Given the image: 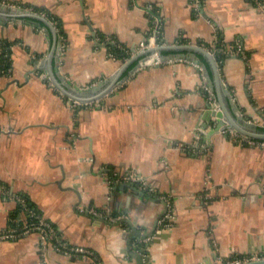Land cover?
Wrapping results in <instances>:
<instances>
[{
  "label": "crops",
  "instance_id": "crops-1",
  "mask_svg": "<svg viewBox=\"0 0 264 264\" xmlns=\"http://www.w3.org/2000/svg\"><path fill=\"white\" fill-rule=\"evenodd\" d=\"M0 2L43 9L0 7V231L27 222L25 196L61 242L93 250L103 264L264 257V139L229 120L240 126L237 113L264 124V3ZM156 23L152 49L164 61L135 71L144 53L114 49H135ZM219 40L233 47L223 61L212 52ZM95 86L110 90L70 106L64 89ZM209 106L228 122L214 134ZM127 171L153 192L124 181ZM170 205L174 225L157 233ZM0 264L92 262L31 230L0 238Z\"/></svg>",
  "mask_w": 264,
  "mask_h": 264
},
{
  "label": "built area",
  "instance_id": "built-area-1",
  "mask_svg": "<svg viewBox=\"0 0 264 264\" xmlns=\"http://www.w3.org/2000/svg\"><path fill=\"white\" fill-rule=\"evenodd\" d=\"M255 2L258 5L263 6L264 0H255ZM4 3L7 5H11L10 2H4ZM195 8L197 10V4L195 5ZM26 10L31 12L29 9H26ZM160 31H161L160 27L156 23L153 26L152 33L150 34L148 40L141 42L135 49L133 48V50H131V48L126 47L124 45H118V46L121 50L125 51L126 53L128 52L130 54L129 57H132L135 54H137L138 52H143L144 50L159 46L158 40L160 37V33H159ZM220 50L223 51L224 53L228 54L229 51L230 52L233 51V47L227 45V46H225V48L222 47ZM212 52L215 54L214 50ZM163 61L164 60H163L162 54L157 49H154L151 52L145 53L142 57L139 58L137 66L135 67L134 70L138 71V70L143 69L147 66L160 64ZM208 90H209V88H208ZM70 99L72 100V101H70V104L75 103L72 105V107H74V108L77 106H81L83 104H92L94 102V100L93 101H81L78 99H72L71 97H70ZM262 126H264V124ZM250 141L253 143L257 142V140L255 141L251 138H250ZM261 143L264 144V141H262ZM122 179L124 181H130V182L138 183L142 186V188L148 190V192H153V188L148 187L143 176L141 174H138L137 172L127 171L124 174H122ZM1 187H4L2 190L5 189V186H3L2 183L0 182V188ZM5 192H6V190H5ZM93 212L97 213V211H95V210H93ZM34 214H35L34 212H31V215H34ZM116 218H119V216H117ZM174 220H175V215L173 213L172 206L170 205L166 214L160 219L158 227L156 229V232L162 233L163 231L171 228L174 225ZM12 228H14V230H12V231H9V230L0 231V238L14 237L16 235H19L20 231L22 233H25V232H29L31 230H38V231L42 232L46 238H49L50 240L56 241L59 248L64 250V252H66L68 254H72V255L86 256L91 260L92 264H103V261L100 257L96 258V253L93 250L86 248V247H83V246L72 245V244L67 243L66 241L61 242L60 241V235L58 234L57 229L48 220H45V218H40V215H39V218L37 220H32L30 222H26V224L23 225L21 228H19V227H12ZM258 258H262V257L229 258V259L222 260L219 264H241L245 261L254 260V259H258Z\"/></svg>",
  "mask_w": 264,
  "mask_h": 264
},
{
  "label": "water",
  "instance_id": "water-1",
  "mask_svg": "<svg viewBox=\"0 0 264 264\" xmlns=\"http://www.w3.org/2000/svg\"><path fill=\"white\" fill-rule=\"evenodd\" d=\"M0 7L5 9V10H12L14 12H16V15L18 12L21 11H25L24 14H31V15H35V12H29L28 10H26L25 8H20V7H11L5 3L0 2ZM37 15V14H36ZM39 16V15H37ZM153 49H147L144 50L143 53H148L150 51H152ZM158 50V49H157ZM160 53L161 51L158 50ZM162 54V53H161ZM58 86H60V84H57ZM65 93L68 94L71 98H75L81 101H93L96 100L98 98H100L101 96L105 95L109 90H110V86H104L103 88H77L74 91H69L64 89ZM78 91V92H76ZM81 91V92H79ZM210 107V106H209ZM210 114H212V116L215 117L216 119V123L214 124V127L211 128L210 130V134H214L220 130H222L224 127H226L228 125V122L223 119L224 117V113L222 111H217L215 110V108L213 109V107H210ZM235 119L238 120V123L240 122L241 125L239 126V124H236V122H234L232 120V118L230 117V122L231 123V127L235 128V130L241 132L242 134L249 136V137H253V138H257V139H264V126H260L257 123L251 122V121H247L245 120V118H243L241 115L235 113ZM156 228V227H155ZM154 228V229H155ZM153 232H151L149 235H152ZM146 237V236H145ZM242 264H264V257L262 258H258V259H254L248 262H243Z\"/></svg>",
  "mask_w": 264,
  "mask_h": 264
},
{
  "label": "trees",
  "instance_id": "trees-1",
  "mask_svg": "<svg viewBox=\"0 0 264 264\" xmlns=\"http://www.w3.org/2000/svg\"><path fill=\"white\" fill-rule=\"evenodd\" d=\"M34 10H38V11H40V10H42L43 11V9L42 8H39V7H35L34 6ZM44 10H46L45 8H44ZM225 43H223L222 42V40H219V41H217L212 47H213V49H214V51H215V54H216V57H217V59L218 60H220V61H223L226 57H227V55L228 54H226V53H224L223 51H221L220 49L222 48V47H224L225 48V45H224ZM9 44H6L5 45V47H4V53H5V64L3 65V69H5V70H8L9 69V67L10 66H12V64H13V61L11 60V56H10V54H11V51H10V46H8ZM114 53H116L117 55H119V56H122V55H126L125 54V52L124 51H120L119 49H118V47H116L115 49H114ZM135 64V62L132 64V65H134ZM22 197H24V200H25V204L27 205L26 207H27V222H30V221H32V220H37L38 218H39V215H40V213L36 210V209H34L32 206H30V204H28V199L25 197V196H22ZM20 206L21 207H24V205L23 204H20ZM31 212H34L35 214L34 215H31ZM36 215V216H35ZM38 216V217H37ZM40 218H42V216H40ZM18 223V222H17ZM19 226H20V228L24 225L23 224V222H21V223H19L18 224ZM16 223H13V227H16V226H18ZM97 257H99L98 256V254L96 253V258Z\"/></svg>",
  "mask_w": 264,
  "mask_h": 264
},
{
  "label": "rangeland",
  "instance_id": "rangeland-1",
  "mask_svg": "<svg viewBox=\"0 0 264 264\" xmlns=\"http://www.w3.org/2000/svg\"><path fill=\"white\" fill-rule=\"evenodd\" d=\"M10 4H11V6L20 7V8H26V9H29L31 12H34V11H33V10H34L33 7H24V6L21 7V4L14 3V2H10ZM13 4H14V5H13ZM81 88H84V87H81ZM72 99H75V98H72ZM70 101H72V100H71V99L68 100L69 104H70ZM94 103H96V102H94ZM73 104H75V103H73ZM73 104H70V106H72ZM3 188H4V187H1L0 190H2ZM2 191L5 192V189L2 190ZM5 193L7 194V192H5ZM16 198H18V197H16ZM23 205H24L25 208H26V204L23 203ZM27 210H28V209H27ZM25 224H26V223H25ZM25 224H24V225H25ZM6 230L12 231V230H14V228L10 227V228H8V229H6ZM6 230H2V231H6ZM19 234H22V232L20 231Z\"/></svg>",
  "mask_w": 264,
  "mask_h": 264
},
{
  "label": "bare ground",
  "instance_id": "bare-ground-1",
  "mask_svg": "<svg viewBox=\"0 0 264 264\" xmlns=\"http://www.w3.org/2000/svg\"><path fill=\"white\" fill-rule=\"evenodd\" d=\"M249 261H251V260H249ZM245 262H248V261H245ZM242 264V263H241Z\"/></svg>",
  "mask_w": 264,
  "mask_h": 264
}]
</instances>
